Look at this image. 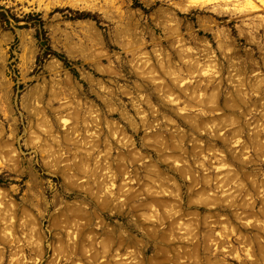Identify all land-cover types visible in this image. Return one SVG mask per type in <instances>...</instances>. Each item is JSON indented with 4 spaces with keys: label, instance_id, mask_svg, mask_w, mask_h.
Here are the masks:
<instances>
[{
    "label": "rangeland",
    "instance_id": "rangeland-1",
    "mask_svg": "<svg viewBox=\"0 0 264 264\" xmlns=\"http://www.w3.org/2000/svg\"><path fill=\"white\" fill-rule=\"evenodd\" d=\"M253 1L0 0V264H264Z\"/></svg>",
    "mask_w": 264,
    "mask_h": 264
},
{
    "label": "bare ground",
    "instance_id": "bare-ground-1",
    "mask_svg": "<svg viewBox=\"0 0 264 264\" xmlns=\"http://www.w3.org/2000/svg\"><path fill=\"white\" fill-rule=\"evenodd\" d=\"M197 0H195L196 2ZM207 1V0H204ZM209 1V0H208ZM211 1V0H210ZM223 1H230V0H223ZM234 1H238V0H234ZM261 3V8H264V0H258ZM194 2V1H193ZM245 2L248 5V8L250 10H256L258 8V5L253 1V0H245ZM241 3V2H240ZM217 4V3H216ZM202 6V5H201ZM245 6V5H244ZM218 8V7H217Z\"/></svg>",
    "mask_w": 264,
    "mask_h": 264
},
{
    "label": "trees",
    "instance_id": "trees-1",
    "mask_svg": "<svg viewBox=\"0 0 264 264\" xmlns=\"http://www.w3.org/2000/svg\"><path fill=\"white\" fill-rule=\"evenodd\" d=\"M2 16H4V14L3 13H0ZM80 16H83V17H85V16H88L87 14H81ZM14 20H17L16 18H14V17H12ZM39 35H40V33H38ZM41 43H44L45 42V40H41L40 41ZM58 58H60L62 61H63V63H64V65H66V66H70L69 64H68V61H67V59L63 56V55H60V54H57V53H54Z\"/></svg>",
    "mask_w": 264,
    "mask_h": 264
}]
</instances>
